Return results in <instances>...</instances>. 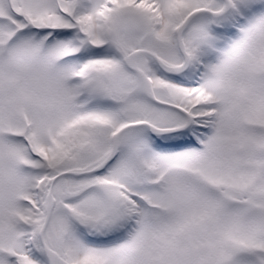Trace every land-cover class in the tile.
<instances>
[{
  "label": "snow or ice",
  "instance_id": "snow-or-ice-1",
  "mask_svg": "<svg viewBox=\"0 0 264 264\" xmlns=\"http://www.w3.org/2000/svg\"><path fill=\"white\" fill-rule=\"evenodd\" d=\"M0 264H264V0H0Z\"/></svg>",
  "mask_w": 264,
  "mask_h": 264
}]
</instances>
